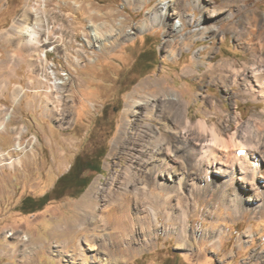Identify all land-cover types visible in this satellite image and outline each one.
<instances>
[{"label": "rangeland", "instance_id": "rangeland-1", "mask_svg": "<svg viewBox=\"0 0 264 264\" xmlns=\"http://www.w3.org/2000/svg\"><path fill=\"white\" fill-rule=\"evenodd\" d=\"M224 1L45 0L44 41L35 48L12 28L18 21L32 24V12L25 19L21 14L34 1L0 0V116L7 109L12 113L0 128V152L22 158L13 166L0 165V264H101L102 258L105 264H264V187L231 178V165L240 166L248 147L227 149L228 172L215 171L226 168L219 161L203 162L211 126L229 145H240L247 127L258 128L254 116L261 113L264 121V92L261 97L251 93L256 102L242 89L250 66L264 57V30L249 33L264 21V0H235L229 7ZM229 10L234 13L230 18ZM246 12L257 18L251 28L243 20ZM152 14L158 15L154 23L147 20ZM89 23L102 41L114 42L106 49L95 46ZM204 24L218 27L209 35ZM44 49L42 61L38 55ZM50 70L59 78L56 88ZM155 79L184 103L183 116L190 122L180 125L163 115L159 104L165 99ZM17 88L22 95L14 103ZM150 93L157 96L153 119L143 117V105L133 101ZM31 101L40 107L27 110ZM144 123L161 131L163 146L174 149L170 164L175 171L171 175L165 168L156 178L167 184L182 179L171 195L170 229L158 213L149 234L137 233L132 244L122 242L111 252L102 244L91 249V237L101 243L113 228L100 223L79 227L80 201L94 184L101 204L108 192L122 190L125 168L135 170L146 160L138 141ZM257 151L260 163L264 144L263 152ZM76 155H97L99 172L84 173L86 187L56 194L57 177ZM247 162L241 164L250 167ZM156 178L150 177L151 189L164 194ZM182 215L183 240L176 230ZM7 231L21 239L26 235L25 257L13 251L16 244L8 243L12 236L5 239Z\"/></svg>", "mask_w": 264, "mask_h": 264}, {"label": "bare ground", "instance_id": "bare-ground-1", "mask_svg": "<svg viewBox=\"0 0 264 264\" xmlns=\"http://www.w3.org/2000/svg\"><path fill=\"white\" fill-rule=\"evenodd\" d=\"M32 1H34L33 4L27 6L21 14V19H25L27 17V12L28 11L32 12L34 16V20L32 24L30 25L24 24L18 21V23L14 22V24L12 25V28L15 29V31H18L19 35L21 34L20 38L22 39L24 43H27L30 46H34L35 48H38L40 43L44 41L40 33L43 28L42 27V24L44 21L43 18H44V15L46 14L44 13L45 12L44 9L46 6L44 2L45 0H32ZM234 1L235 0H225L224 4L225 6L229 7L234 3ZM236 1H239V0H236ZM167 6L168 5L165 2H162V5L160 7L161 9L166 10ZM242 7H243V4H241L239 8H242ZM226 15L227 17L230 18L234 16V13L233 11L229 10ZM246 15H247V12L243 20H245V23L249 24L251 28V24L257 21V18L247 17ZM157 16H158L157 14L150 15V17H148L147 19L148 22L154 23L157 20ZM148 22L142 23L141 28H145ZM89 25L91 28V32H89V37L91 39L92 38L94 39L93 42H95V46L106 49L107 47H109V45H111L114 42L113 40L109 42L102 41V38L98 32L99 30L97 31L96 26H94L91 23H89ZM217 27L218 26H214V25L212 27H209L206 24H204L203 26V28L205 29L204 30L205 33L209 35H211L210 34L211 32L215 33ZM259 30L261 31L264 30V21L261 23L259 28H257L256 24H254V27H252L249 30V33H252L253 35L254 34L258 35V33L260 32ZM46 32L49 34L48 31ZM120 35H121V32H118V36ZM49 36L50 34L47 35V37ZM45 51H46L45 49L40 51V55H38L39 59L42 61L46 59ZM258 58L259 60L250 66L248 75H246V77L244 76L245 80L243 81L244 83H243V88H242L244 92L248 94L249 97L256 102H260V101L257 100L256 97H252L251 93L254 92L255 94H258L260 96V94L264 92V57L258 56ZM50 72H51L50 73L51 77H54V80L52 82L54 84L53 86L56 88L58 87V85H60L57 82L59 78L56 77L53 70H50ZM42 79L46 80V78H42ZM254 80L256 84L259 83V85L261 86L256 87V85L253 82ZM153 83L155 85H158V87H160V90L158 92L160 93V95L164 96L162 100L165 99L162 104H159L161 106L160 110L165 109L164 110L165 113L163 115L166 117H171L172 120H175V122L177 121L176 123L180 125H185L186 123L190 122L189 118H185L186 116H183L184 103L181 100H178L175 94L169 93L168 90H165L161 86L162 84L159 79H155ZM258 88H260V90ZM21 95H22V90L18 89L16 95L13 97L14 103H18L20 101ZM153 98L156 99L157 96L155 94L150 93L144 96H139L137 100L136 99L133 100L137 103V105L138 104L143 105L145 109V113L143 117L147 119H153L152 110L157 105L155 104L156 101H153ZM131 107L132 105H128L126 107V111L129 112L131 110ZM174 108H176L175 115L172 114V110H175ZM262 110L264 111V109ZM11 115L12 113H11V110L9 109H7L3 114H1L0 116V128L1 129L5 127V124L8 121V119H10ZM261 116H262L261 113H258L257 116H254L253 119L254 121L258 123L257 124L258 128L255 129L254 127H252L253 124L252 126L247 127L244 133V137L246 141L245 143L241 142L240 145H237V143H234L233 145H229L227 143V140L224 137H222L221 135L215 132L214 126H211L209 128L210 130L209 131L210 138L208 140L209 143L205 144V149H204L205 157H203V162L205 160L206 161L216 160L222 163L224 167H226V165L229 162L225 159L226 157L225 158L223 157V155H226V156L228 155V154H225V152H227V149H233V148L240 149L241 147L243 148L248 147V150H246L247 148L243 150L245 152H243L241 156L243 157L246 156V158L242 157L243 158L242 160L250 162L251 163V165H249L250 167L246 165H242L241 164L242 160L241 161L239 160L240 162L238 161L240 166L232 164L233 166L231 165V171H232L231 178L236 179V181H238L240 184H243V185L246 184V181H249L248 183H253V184L256 183L257 186L259 185V186L264 187V159H262V161H260L259 163V160L261 159L258 160L257 154L255 153V150L256 151L260 150V152H263L261 151V149L264 144V121L263 123L261 122L262 121ZM158 119H161V117H158ZM127 123L128 122L126 121V125ZM204 125H205V122L203 121V126ZM141 126L142 128L139 129V132H138L139 133L138 141L139 142L141 141L140 145L138 144L140 148L139 153L140 155L144 156L142 157V159L145 158L146 160L141 161V164L138 167L134 166L135 170H132L131 167L125 168L123 178L121 179V183L123 184L122 190L108 192L106 194L107 199L105 200V203L101 204L99 203V200L97 199L95 195V191L97 190V185L94 184L90 187L87 194L83 195L80 201V204H79L80 214L77 219V223H78L77 225L79 227L86 229L85 227L88 228V225L96 226L100 223L103 225H109V227L113 228V232L109 235L110 237L106 235V240H102L101 243L94 242L96 240H94V237H91V239L87 241V244L90 246L91 249H99L100 244H102V245H106L111 252L115 249L120 248L122 242L127 243V245L132 244L133 240L135 241V239H137V236H136L137 233L142 234L143 236V234L146 235L150 231L149 226L156 223V220L159 215L158 213H162L164 215L166 226L169 227L170 229V226H171L170 224L171 195L174 194L175 191H177L176 189H178V186L181 184L182 179H180L181 178L180 177L176 183L167 184L163 180L161 181L157 179L158 178L157 176H159V173H162L165 168L169 169V173L171 175L175 171V166L173 164H170L172 163L171 161H173L174 159L173 158L174 149L170 147L169 145L163 146L164 136L162 135L161 131L155 133L152 126L148 123H144ZM144 135H145L146 140L144 139ZM205 142L207 141H204L203 143ZM188 146L186 145V147ZM15 148L17 150H20L21 149L20 144H18ZM149 148L150 149L152 148V149L148 151ZM31 156H33V154H31ZM14 161L19 163L22 161V158L20 159L19 156H10L7 154V152H0V165L6 164L8 166H13ZM226 169L227 167L220 168V169L217 168V170L215 171L219 173H225V172H228ZM151 176L152 177L154 176V179L157 177L156 183L158 184V186L156 187L164 191V194L162 192H160L159 194H156L153 192V189H151L152 187L150 185V183H152L151 182L152 179H150ZM178 199L180 200L181 197H178ZM179 220H181L182 225L179 226L180 229L179 227H177L176 230L178 229L182 231L183 225H184L183 215L181 219ZM147 223H149V225ZM72 228L74 231V227ZM72 228H71V231H72ZM66 229L67 228L63 227V229L61 230L64 233ZM181 231L178 232V234H179V238L183 240V237L185 235L183 234L184 232L183 231L181 232ZM15 233L16 232L7 231L5 239L7 241H10V238L8 236H12V241L8 243L16 244V248L13 251L17 255L21 257H25V255H27L28 253L27 245L29 243L28 242L29 240L24 241L26 238V235L23 237V239L18 238L19 236L14 237ZM79 252L84 257L85 252L82 247L81 249H79ZM106 262H107V258H102L101 264H105Z\"/></svg>", "mask_w": 264, "mask_h": 264}, {"label": "flooded vegetation", "instance_id": "flooded-vegetation-1", "mask_svg": "<svg viewBox=\"0 0 264 264\" xmlns=\"http://www.w3.org/2000/svg\"><path fill=\"white\" fill-rule=\"evenodd\" d=\"M96 157L97 155L89 158L83 157V155L80 157L76 155L70 168L62 173V175L57 177V179L62 177L64 178L59 181L56 179L53 185V190H55V193L60 194L66 190L80 189L87 181V175L84 173H86L88 170L95 171V169H98L95 167ZM80 170L81 172L79 173Z\"/></svg>", "mask_w": 264, "mask_h": 264}, {"label": "trees", "instance_id": "trees-1", "mask_svg": "<svg viewBox=\"0 0 264 264\" xmlns=\"http://www.w3.org/2000/svg\"><path fill=\"white\" fill-rule=\"evenodd\" d=\"M73 169H74V167H73ZM72 170V169H71ZM95 171L96 172H99V170L98 169H95ZM81 172V170L79 171V173ZM64 177H62V178H58L57 179V181H59V180H61V179H63ZM87 179V178H86ZM89 183V181H86V183L82 186V187H86V185ZM62 193H60V195H61ZM46 196H47V193H45L42 197H40L39 198V201L40 200H44L45 198H46ZM46 201H47V199H46Z\"/></svg>", "mask_w": 264, "mask_h": 264}, {"label": "crops", "instance_id": "crops-1", "mask_svg": "<svg viewBox=\"0 0 264 264\" xmlns=\"http://www.w3.org/2000/svg\"><path fill=\"white\" fill-rule=\"evenodd\" d=\"M31 102H32V103H31ZM31 102L29 103V106H27V107H26V104H25V108H26L27 110H31V109L33 110L35 107L33 108L32 105H35V104L37 105V106H36L37 108L40 107V105H39L40 103H38V102L35 103V101H31ZM27 105H28V104H27Z\"/></svg>", "mask_w": 264, "mask_h": 264}]
</instances>
